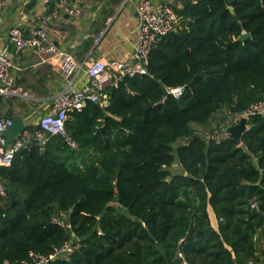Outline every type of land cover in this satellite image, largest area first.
<instances>
[{"label":"trees","instance_id":"trees-1","mask_svg":"<svg viewBox=\"0 0 264 264\" xmlns=\"http://www.w3.org/2000/svg\"><path fill=\"white\" fill-rule=\"evenodd\" d=\"M176 11L179 27L151 50L146 74L69 113L78 149L57 135L41 144L26 125L29 142L0 165V264L69 239L77 250L49 264L260 263L264 113L239 144L198 131L263 98L264 0H181ZM178 85L181 96L167 92Z\"/></svg>","mask_w":264,"mask_h":264},{"label":"built area","instance_id":"built-area-1","mask_svg":"<svg viewBox=\"0 0 264 264\" xmlns=\"http://www.w3.org/2000/svg\"><path fill=\"white\" fill-rule=\"evenodd\" d=\"M58 7L66 13L77 17L80 14L78 3L80 0H55ZM73 4H72V3ZM4 1L0 0V9ZM139 20L138 39L129 63H107L102 59H95L91 63H81L76 60L71 52L58 48L55 42L48 36V26L56 11L49 15L41 16L38 24L25 35L18 27H12L9 31V38L17 51L24 48L37 50L44 56L42 61L50 62L67 79L65 89L58 92L52 104V111L41 114L36 123L37 128L34 136L44 144L49 136H63L67 143L78 149L79 144L68 136L65 123L71 111H81L88 102H97L101 105L106 103L107 95L104 89L107 86H115L125 76L135 74H146L149 64L151 50L157 46L162 38L176 30L180 24V16L176 6L168 1L153 2L152 0H140L136 7ZM14 60L7 50H0V97H20L27 103L33 104L35 97L31 90L18 85L13 74ZM84 71L87 76L86 86L77 88L73 85V79ZM185 91V85H178L167 88V92L174 97L181 96ZM264 113V96L260 100L252 102L239 114L232 117V122L222 126L218 131L211 133L207 139L220 141L229 134L226 127L237 123L242 117L249 118L253 115ZM12 117H0V165L9 166L15 152L29 142L31 134L24 130L18 137L7 141L3 132L12 125ZM47 134V136H46ZM0 193H4L0 185ZM53 222L59 223L68 228L69 225L57 217ZM78 245L69 239L51 255H43L30 252V259L24 264H49L59 256H65L77 250ZM264 264V263H259Z\"/></svg>","mask_w":264,"mask_h":264},{"label":"crops","instance_id":"crops-1","mask_svg":"<svg viewBox=\"0 0 264 264\" xmlns=\"http://www.w3.org/2000/svg\"><path fill=\"white\" fill-rule=\"evenodd\" d=\"M0 9V50H7L14 60L13 74L18 85L33 92V104L20 97H4L0 102L1 117L21 115L25 125H34L41 114L52 111L58 92L65 89L68 79L44 56L32 48L17 51L9 38L12 27L27 35L41 16L56 11L48 26V36L59 49L71 52L78 62L87 64L95 59L107 63H129L138 39L139 20L136 7L140 0H80L77 17L69 15L55 0H3ZM168 1L176 7L181 0ZM72 3V2H71ZM73 4V3H72ZM87 76L81 71L74 79L77 88L86 86ZM7 112L11 114L6 115ZM6 137V136H5ZM11 141V137H6ZM264 234L261 246H264ZM264 263V256L259 253Z\"/></svg>","mask_w":264,"mask_h":264},{"label":"water","instance_id":"water-1","mask_svg":"<svg viewBox=\"0 0 264 264\" xmlns=\"http://www.w3.org/2000/svg\"><path fill=\"white\" fill-rule=\"evenodd\" d=\"M230 10L233 11V8L230 7ZM250 34L244 31L239 39L244 41ZM247 118L242 117L237 123L230 124L226 127V131L229 134L230 140L239 144L242 134L247 130ZM26 128L24 119L21 115L13 117V122L10 127H8L3 135L6 137L16 138L18 137ZM45 148L42 147L41 151L44 152Z\"/></svg>","mask_w":264,"mask_h":264},{"label":"rangeland","instance_id":"rangeland-1","mask_svg":"<svg viewBox=\"0 0 264 264\" xmlns=\"http://www.w3.org/2000/svg\"><path fill=\"white\" fill-rule=\"evenodd\" d=\"M224 114H226V113L224 112L223 115H224ZM210 129H211V128H210ZM212 129H213V126H212ZM219 129H220V128H219ZM219 129H218V130H219ZM218 130H216V131H218ZM198 133H199L200 135H202L204 138L207 139V137H208L211 133H213V132H211L209 129H202V128H199ZM172 170H173V171L178 170V166H177V165H174V166L172 167Z\"/></svg>","mask_w":264,"mask_h":264}]
</instances>
